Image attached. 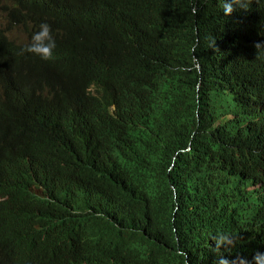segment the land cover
I'll return each mask as SVG.
<instances>
[{"label":"trees","instance_id":"trees-1","mask_svg":"<svg viewBox=\"0 0 264 264\" xmlns=\"http://www.w3.org/2000/svg\"><path fill=\"white\" fill-rule=\"evenodd\" d=\"M123 1L136 22L106 36L95 70L67 43L78 0H0L4 116L27 88L30 106L10 124L37 123L61 140L29 160L0 144V192L34 205L19 218L24 254L35 264H213L212 236L226 232L230 264H256L264 61L253 42L264 40V5L225 16L220 0ZM192 5L197 23L183 19ZM41 21L56 40L47 60L21 51ZM174 58L187 60L184 72ZM92 82L104 91L89 92Z\"/></svg>","mask_w":264,"mask_h":264},{"label":"clouds","instance_id":"clouds-1","mask_svg":"<svg viewBox=\"0 0 264 264\" xmlns=\"http://www.w3.org/2000/svg\"><path fill=\"white\" fill-rule=\"evenodd\" d=\"M222 11L225 16H230L236 10H248L253 0H220ZM258 7L264 5V0H256ZM78 8L75 11L76 19L71 20L74 30L67 36V43L71 47L87 50L88 58L84 62L91 66L97 62L100 52L105 47L106 36L115 37L116 33L123 27L131 26L136 22L137 13L134 7L123 0H78ZM196 5L186 8L183 16L191 22L197 23ZM0 14H4L0 6ZM4 23L0 18V24ZM16 34H19L16 32ZM257 34L264 36V20L258 24ZM215 44V41H213ZM255 58L264 61V40L254 41ZM56 40L52 34L51 25L47 21H41L31 33L28 40L22 44L21 51L29 52L47 60L53 55ZM175 69L185 71L187 60L174 58ZM153 67L152 71H160L161 66ZM95 69V68H94ZM96 70V69H95ZM89 92L97 94L104 91V86L96 82L90 83ZM67 92L74 91L73 86L65 84ZM201 91V83L198 87ZM17 101L12 113L6 118L4 107L0 103V144L10 157H25L29 160L35 153L47 149L51 142L61 143L59 138H49L48 134L37 123H28L20 127H14L9 119L17 113L29 108L30 97L28 89L25 88L17 93ZM199 97V96H198ZM262 105L264 106V98ZM196 113H200L197 109ZM201 120L206 121L205 113ZM231 118V115H228ZM213 127V119L209 121ZM34 205L25 198L13 192H0V264H35L32 257L24 254L28 243L27 222H21L19 218ZM232 235L226 232H217L212 236L215 245L211 246L215 252L213 264H230L223 256L221 246L233 244ZM264 253H258L254 258L256 264H260L259 258Z\"/></svg>","mask_w":264,"mask_h":264},{"label":"bare ground","instance_id":"bare-ground-1","mask_svg":"<svg viewBox=\"0 0 264 264\" xmlns=\"http://www.w3.org/2000/svg\"><path fill=\"white\" fill-rule=\"evenodd\" d=\"M253 56H254V55H253ZM256 60H257V59H256ZM258 61H259V60H258ZM252 64H253V63H252ZM252 64H251V65H252ZM258 64H259V63H258ZM258 66H259V65H258ZM260 67H261V66H260ZM255 68H256V67H255ZM257 69H258V68H257ZM263 70H264V68H263ZM258 71H259V70H258ZM260 72H261V71H260ZM263 72H264V71H263ZM263 72H262V73H263Z\"/></svg>","mask_w":264,"mask_h":264},{"label":"rangeland","instance_id":"rangeland-1","mask_svg":"<svg viewBox=\"0 0 264 264\" xmlns=\"http://www.w3.org/2000/svg\"><path fill=\"white\" fill-rule=\"evenodd\" d=\"M17 35H20V34H17Z\"/></svg>","mask_w":264,"mask_h":264}]
</instances>
